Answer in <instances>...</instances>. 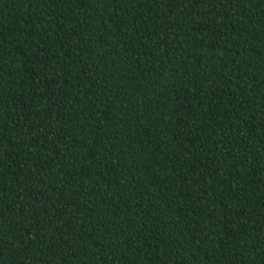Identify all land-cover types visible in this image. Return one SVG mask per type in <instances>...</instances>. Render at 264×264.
Here are the masks:
<instances>
[{"label":"trees","instance_id":"16d2710c","mask_svg":"<svg viewBox=\"0 0 264 264\" xmlns=\"http://www.w3.org/2000/svg\"><path fill=\"white\" fill-rule=\"evenodd\" d=\"M0 264H264V0H0Z\"/></svg>","mask_w":264,"mask_h":264}]
</instances>
